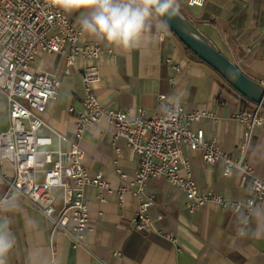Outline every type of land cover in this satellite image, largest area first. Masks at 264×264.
I'll return each instance as SVG.
<instances>
[{
    "label": "crops",
    "instance_id": "0c3cea01",
    "mask_svg": "<svg viewBox=\"0 0 264 264\" xmlns=\"http://www.w3.org/2000/svg\"><path fill=\"white\" fill-rule=\"evenodd\" d=\"M178 1L234 64L264 83V0H207L199 9L188 8L187 0ZM69 16L81 29L79 14ZM81 42L95 45L101 53L97 58L76 57L71 76L65 75L66 60L60 55H42L34 65L41 72L57 76L62 83L57 99L43 114L55 131L73 137L76 112L83 109L85 95L81 73L95 67L100 80L93 84L94 91L104 105L132 114L142 109L147 116H154L162 108L159 95H166L189 112L212 111V118H202L193 128L204 129L208 140L216 139L231 158L238 159V143L246 131L245 125L235 118L243 106L240 95L213 68L194 58L167 25L154 21L144 42L131 52L112 48L83 31ZM168 57L182 60V70L174 83L166 63ZM9 127V104L2 94L0 133ZM114 136L115 129L102 120L85 133L82 141L86 167L92 175L102 173L111 188V192L98 187L86 189L92 228L86 238L90 250L73 248L65 234L55 233L50 221L19 197L20 209L12 224L16 244L8 264H264V219L252 211L264 210V201L250 211L244 207L251 180L236 170L225 177L224 165L220 163L212 167L215 183L211 184L210 166L200 152L189 148L184 152L193 162L199 188L241 208L211 201L191 211L184 192L165 178L150 179L145 193L155 201L148 212L153 229L148 234L135 231L133 218L140 201L127 192L121 204L117 189L134 179L140 157L128 147L126 139L115 140ZM54 144L59 145L55 137ZM70 148L69 141L61 143L63 151ZM248 162L254 175L264 180V128L256 130ZM117 166L127 180L117 175ZM3 177H13L9 164L0 165V200L7 202L10 193ZM43 179L42 175L40 180ZM54 193L59 210L64 203L63 192L55 189ZM165 234L172 235L175 241Z\"/></svg>",
    "mask_w": 264,
    "mask_h": 264
},
{
    "label": "built area",
    "instance_id": "2783aa9c",
    "mask_svg": "<svg viewBox=\"0 0 264 264\" xmlns=\"http://www.w3.org/2000/svg\"><path fill=\"white\" fill-rule=\"evenodd\" d=\"M207 0H187L190 9L203 8ZM181 9V2L178 1ZM82 31L72 18L50 5V0H0V95H5L9 104L10 127L0 133V165L9 164L13 177H3L10 195L24 199L45 216L52 230L62 232L71 241L73 248L87 245L90 225L88 187H98L111 192L102 173L92 175L85 164L82 141L85 133L108 121L115 129V140L124 138L128 147L139 155V169L134 179L128 182L120 167L117 175L127 183L118 187L120 203L131 192L140 201V209L133 218V228L141 234L152 232L149 210L155 205L146 195L150 179L165 178L187 196L191 211L203 208L208 202H217L236 210L241 205L226 198L206 193L199 188L193 173V162L184 150L200 152L210 166V182L215 183L212 167L222 163L225 177L236 170L251 180L250 196L244 205L247 211L264 201V180L257 178L248 155L255 140L256 130L264 128V107L252 104L241 107L235 118L245 125L244 138L238 143V159L231 158L216 139L208 140L204 129H194L202 118H212L213 112H189L169 96L159 95L160 113L147 116L145 110L136 114L111 108L102 103L93 84L100 80L95 67L81 73L85 95L83 109L76 112V131L68 138L55 131L44 120L48 105L57 99L61 80L48 72L35 69L42 55H60L66 60V76L73 75L78 56L97 58L101 51L92 44H82ZM170 80L175 82L182 70V60L168 57ZM75 112L73 108L70 110ZM54 137L59 145L55 146ZM69 141V151L61 149V143ZM117 152L119 149H116ZM44 179L41 181L40 177ZM55 189L63 192V207L57 210ZM104 198V196H102ZM167 239L175 241L172 235Z\"/></svg>",
    "mask_w": 264,
    "mask_h": 264
},
{
    "label": "clouds",
    "instance_id": "9594fccd",
    "mask_svg": "<svg viewBox=\"0 0 264 264\" xmlns=\"http://www.w3.org/2000/svg\"><path fill=\"white\" fill-rule=\"evenodd\" d=\"M50 5L65 14H79L84 33L124 52L144 42L154 21L166 26L179 12L178 0H50ZM6 200H0V264H8L15 247L12 224L20 209V198L15 194ZM252 211L264 219V210Z\"/></svg>",
    "mask_w": 264,
    "mask_h": 264
},
{
    "label": "water",
    "instance_id": "95a60500",
    "mask_svg": "<svg viewBox=\"0 0 264 264\" xmlns=\"http://www.w3.org/2000/svg\"><path fill=\"white\" fill-rule=\"evenodd\" d=\"M166 25L186 48L213 68L241 96L264 105V83L245 74L180 9L176 16L166 21Z\"/></svg>",
    "mask_w": 264,
    "mask_h": 264
},
{
    "label": "trees",
    "instance_id": "16d2710c",
    "mask_svg": "<svg viewBox=\"0 0 264 264\" xmlns=\"http://www.w3.org/2000/svg\"><path fill=\"white\" fill-rule=\"evenodd\" d=\"M182 11V13L187 17L189 18L192 22H194L197 26H198V20L196 19V17H193L191 15L188 14V12L180 9ZM186 50L196 59H199L191 50H189L188 48H186ZM200 60V59H199ZM236 91V90H235ZM237 92V91H236ZM238 93V92H237ZM239 94V93H238ZM240 95V94H239ZM241 100H242V104H243V107H249L250 106V101H248L247 99H245L243 96H241Z\"/></svg>",
    "mask_w": 264,
    "mask_h": 264
},
{
    "label": "bare ground",
    "instance_id": "6f19581e",
    "mask_svg": "<svg viewBox=\"0 0 264 264\" xmlns=\"http://www.w3.org/2000/svg\"><path fill=\"white\" fill-rule=\"evenodd\" d=\"M180 9V8H179ZM252 104H255V103H252V102H250V105H252ZM260 105H262V104H260ZM263 107H264V105H262ZM134 195V194H133ZM124 202H125V198H124ZM140 209V208H139Z\"/></svg>",
    "mask_w": 264,
    "mask_h": 264
}]
</instances>
